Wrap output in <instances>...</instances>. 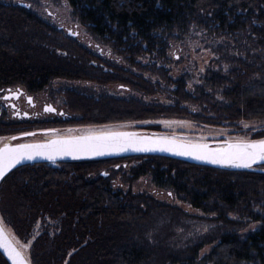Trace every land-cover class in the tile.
<instances>
[{
    "label": "trees",
    "instance_id": "trees-1",
    "mask_svg": "<svg viewBox=\"0 0 264 264\" xmlns=\"http://www.w3.org/2000/svg\"><path fill=\"white\" fill-rule=\"evenodd\" d=\"M67 1L93 36L139 70L140 56L166 58L168 42L185 37L192 29L233 45L226 56L234 67L229 74L218 75L225 98L220 105L207 102L210 94L190 95L185 84L171 106L95 100L69 91V105L85 111L88 121L171 116L218 126L241 121L264 125V0ZM51 32L25 7L0 0V89L21 86L37 93L58 78H93V67L74 66L70 56L52 47L48 42ZM184 102L209 107L194 112ZM19 129L0 125V135ZM127 157L143 160L131 169V180L149 176L155 187L173 192L204 213L218 215L227 227L238 223L231 216L261 220L262 227L244 237L227 231L207 242L210 247L205 252L200 242L176 250L153 239L147 227L166 206L151 194L116 189L110 178L100 175L105 164ZM127 157L31 164L2 180L0 219L6 229L28 241L38 222L47 226L33 243L31 264H264V217L260 215L264 165L230 172L162 156ZM0 264H9L1 253Z\"/></svg>",
    "mask_w": 264,
    "mask_h": 264
},
{
    "label": "rangeland",
    "instance_id": "rangeland-1",
    "mask_svg": "<svg viewBox=\"0 0 264 264\" xmlns=\"http://www.w3.org/2000/svg\"><path fill=\"white\" fill-rule=\"evenodd\" d=\"M1 2L25 6L54 30L48 33V42L60 55L70 56L69 61L74 63V66L93 67L91 79L58 78L35 95V100L41 106L44 103H51L59 110H63L66 116L44 113L41 121L29 129L47 131L35 134L29 140L39 141L49 137L117 130H141L193 143L264 139V125L256 121H241L235 125L223 123L218 126L197 123L190 117L158 116L150 120L120 122H109L111 119L108 117L104 119L107 122L96 123L87 120L88 117L84 116L85 111L81 112L79 109L75 111L69 105L68 95L71 94L69 91L75 90L84 97L95 100L113 98L133 100L143 105L171 106L177 103L176 92L184 84L186 85L184 89L190 95L210 94L207 102L220 105L225 98L218 85V75L229 74L230 69L234 67V63L226 56L229 50H233L231 49L233 45L227 46L223 39L212 37L199 29H192L185 37L174 38L168 42L166 58L151 54L140 56L138 61L142 69L139 70V67L132 66L124 57L117 55L111 46L93 36L81 23L67 0H1ZM116 68L128 71L129 74L119 72ZM184 103V106L194 112L209 107L207 103L203 105ZM19 132H22L21 128ZM4 135H0V146L5 142ZM142 161L136 157L121 158L105 164L100 170V175L110 178L116 189L151 194L166 206L167 209L159 213L153 224L147 227V234L153 239L165 241L176 250H183L200 242L204 245L202 251L205 252L210 247L207 242L219 238L227 231H237L244 237L252 229L262 227L261 220L254 222L236 216L231 217L238 221L237 225L227 227L219 220L218 215L204 213L188 202L180 200L173 192L155 187L149 176L131 180V169ZM260 213L264 217V210ZM49 224L53 225L48 221ZM46 228L45 224L38 222L28 241L17 237L11 228L8 227L7 230L26 257L31 260L33 243Z\"/></svg>",
    "mask_w": 264,
    "mask_h": 264
},
{
    "label": "water",
    "instance_id": "water-1",
    "mask_svg": "<svg viewBox=\"0 0 264 264\" xmlns=\"http://www.w3.org/2000/svg\"><path fill=\"white\" fill-rule=\"evenodd\" d=\"M24 6V5H23ZM33 134V133H32ZM124 134V135H116ZM33 135H21L16 139H9L2 144L0 148L6 146L16 147L20 144L26 145H47V149H40L41 151H53L55 153L54 160H49L46 156H37L33 160H25L20 164H17L11 170L5 169V177H7L12 171L20 167L31 164H43V163H59L69 161H83V160H99L107 158L127 157V156H162L175 160L184 161L190 164L210 167L221 171L230 172H242L254 169L264 165V162H258L253 164L251 168L236 167L228 164H214L209 162L208 159H197L195 155H179L178 151L183 148H190L192 146H207L210 151H215L221 148H227L229 144H242L248 141H225V142H210V143H193L181 138L164 136L157 133H148L141 130H117V131H104L92 134L64 136V137H49L39 141H15L19 138H29ZM100 137H112L111 139L101 140ZM52 141L64 142L68 141L73 144H79L84 146H96V150H90L85 148L83 150L74 151L72 154L65 152H56V149L60 147L59 144L53 145ZM161 147L170 150H160ZM147 148L149 150H142ZM141 149V150H138ZM35 150V149H28ZM2 180H0V183ZM15 248L21 251V259L24 264H31L30 260L23 253L19 245L15 242L10 235L3 222L0 219V253L7 260L9 264H15L14 260L10 258L8 253L9 248Z\"/></svg>",
    "mask_w": 264,
    "mask_h": 264
},
{
    "label": "snow or ice",
    "instance_id": "snow-or-ice-1",
    "mask_svg": "<svg viewBox=\"0 0 264 264\" xmlns=\"http://www.w3.org/2000/svg\"><path fill=\"white\" fill-rule=\"evenodd\" d=\"M227 71V66H225ZM10 91V90H9ZM30 99V98H29ZM52 111L54 109H46ZM247 127V125H245ZM22 135H34L32 133H24ZM124 135V134H116ZM112 137H100L98 139L105 140ZM16 139V137H12ZM53 145L59 144L60 147L56 149V152H65L72 154L74 151L83 150L88 148L90 150H96V146H84L79 144H73L68 141L58 142L52 141ZM47 145H26L20 144L16 147L6 146L0 148V180H3L5 176V169L11 170L17 164H20L25 160H33L37 156H46L49 160H54L55 153L53 151H41L40 149H47ZM35 149V150H28ZM141 150V149H138ZM142 150H149L144 148ZM160 150H170L161 147ZM179 155H195L197 159H208L209 162L214 164H228L236 167L251 168L253 164L258 162H264V139L250 140L242 144H229L227 148L217 149L214 152L207 149V146H192L190 148H183L178 151ZM8 253L15 264H24L21 259V251L15 248H9Z\"/></svg>",
    "mask_w": 264,
    "mask_h": 264
},
{
    "label": "flooded vegetation",
    "instance_id": "flooded-vegetation-1",
    "mask_svg": "<svg viewBox=\"0 0 264 264\" xmlns=\"http://www.w3.org/2000/svg\"><path fill=\"white\" fill-rule=\"evenodd\" d=\"M36 94H38V92L32 94L21 86L0 89V125H6L11 129L18 127L23 129L22 132L4 135V137H6L5 142L12 137L21 136L24 133H33L34 135L42 134V132L45 133L47 130L29 129L36 126L37 123L41 121L40 118L44 113L66 116L63 110H59L51 103H44L43 106H41V104L35 100ZM49 108L54 110H46ZM31 137H21L15 141H34L29 140Z\"/></svg>",
    "mask_w": 264,
    "mask_h": 264
}]
</instances>
